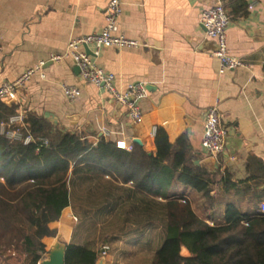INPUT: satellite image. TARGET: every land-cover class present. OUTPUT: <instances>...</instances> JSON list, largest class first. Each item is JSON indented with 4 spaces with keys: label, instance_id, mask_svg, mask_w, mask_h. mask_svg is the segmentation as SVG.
Listing matches in <instances>:
<instances>
[{
    "label": "crops",
    "instance_id": "0c3cea01",
    "mask_svg": "<svg viewBox=\"0 0 264 264\" xmlns=\"http://www.w3.org/2000/svg\"><path fill=\"white\" fill-rule=\"evenodd\" d=\"M222 1L231 17L229 50L244 62L223 72L212 54L216 44L200 22L202 10L215 0H122L121 30L147 44L107 47L98 55L92 52V57L116 75L119 89L134 81L147 85L140 124H134L126 108L103 87L85 81L69 57L46 63L45 77L32 76L19 90L18 109L46 118L61 131L79 132L93 143L105 138L132 146L138 137L150 153L157 151L160 127L172 143L185 136L197 154L194 162L207 167L214 180L208 193L182 183L173 187V193L188 197L210 225L227 223L235 211L261 210L264 0H247V13L237 11V18L231 13L237 0ZM108 2L0 0V85L17 79L51 53L65 51L71 38L100 31ZM63 84L77 86L80 95L68 99ZM217 99L221 122L228 129L226 148L213 162L204 163L210 158L203 147L206 111ZM69 193V205L50 224L56 233L43 239L48 253L57 245L76 244L98 251V261L103 259L104 264L153 263L165 237L163 199L117 180L111 172L73 175ZM193 194L198 195L197 206ZM104 245L109 246L106 254Z\"/></svg>",
    "mask_w": 264,
    "mask_h": 264
},
{
    "label": "trees",
    "instance_id": "16d2710c",
    "mask_svg": "<svg viewBox=\"0 0 264 264\" xmlns=\"http://www.w3.org/2000/svg\"><path fill=\"white\" fill-rule=\"evenodd\" d=\"M247 10V0H237L232 18ZM17 110L15 102L0 103V264H37L46 251L43 239L56 233L50 224L70 203V178L106 172L164 200L165 237L152 264H264L260 209L235 211L227 223L210 225L188 197L173 193L178 183L208 193L214 180L207 167L194 162L197 154L185 136L172 143L160 127L156 152L137 142L126 150L105 138L93 143L79 132L61 131L46 118L26 113L29 130L49 141L26 144L1 132V123ZM183 246L189 256L182 255ZM98 259L99 252L87 246L66 248V264H97Z\"/></svg>",
    "mask_w": 264,
    "mask_h": 264
},
{
    "label": "built area",
    "instance_id": "2783aa9c",
    "mask_svg": "<svg viewBox=\"0 0 264 264\" xmlns=\"http://www.w3.org/2000/svg\"><path fill=\"white\" fill-rule=\"evenodd\" d=\"M122 0H109L105 9L106 23L97 32L73 37L63 52H53L34 66L26 69L17 79L3 81L0 85V103L2 101L16 102L19 90L26 88L36 73L45 77L44 68L48 62H59L69 57L79 68L81 77L97 86L103 87L120 105L124 106L134 124H140L144 119L141 102L148 95V87L142 81L130 83L126 89H119L116 84V75L99 65L92 54L86 48H92V52L98 55L103 48L139 47L145 43L136 38L127 36L120 28L122 15ZM201 25L205 28L208 38L216 42V48L212 54L220 61V71L235 69L244 65L243 59L232 54L228 45V29L231 17L222 0H215L214 4L205 7L200 16ZM1 50V49H0ZM63 91L68 99H76L81 90L77 86L63 84ZM26 112L21 108L12 114L7 121L1 123V132L9 139L22 141L26 144L34 142L42 145L48 144V138L35 136L26 124ZM106 130V129H104ZM228 129L221 122L220 99L210 105L206 111L203 147L209 157L217 158L226 148ZM117 146L131 150L132 146L124 141H118ZM264 212V202L261 204ZM108 245H104L103 254H106ZM48 258L45 251L37 264H43Z\"/></svg>",
    "mask_w": 264,
    "mask_h": 264
},
{
    "label": "water",
    "instance_id": "95a60500",
    "mask_svg": "<svg viewBox=\"0 0 264 264\" xmlns=\"http://www.w3.org/2000/svg\"><path fill=\"white\" fill-rule=\"evenodd\" d=\"M213 42L216 44V42L214 40H213ZM145 44H147V43L145 42ZM151 48H152L151 50L154 52L158 51V49L155 47H151ZM86 50L89 54H92V51L88 47L86 48ZM134 142H137L141 145L143 144L142 140L138 137L134 138ZM214 159L215 158L210 157V158L206 159L204 161V163L213 162ZM186 248L187 247L183 246L181 253L184 256H189V255H187L189 249L188 248L186 249ZM65 254H66V246L57 245L54 249H52V251H50L48 253V258L43 261V264H66L65 263ZM97 264H104V260L103 259L99 260L97 262Z\"/></svg>",
    "mask_w": 264,
    "mask_h": 264
},
{
    "label": "rangeland",
    "instance_id": "374dc122",
    "mask_svg": "<svg viewBox=\"0 0 264 264\" xmlns=\"http://www.w3.org/2000/svg\"><path fill=\"white\" fill-rule=\"evenodd\" d=\"M191 197H193V198H195V205L197 206V204H198V195H192Z\"/></svg>",
    "mask_w": 264,
    "mask_h": 264
}]
</instances>
